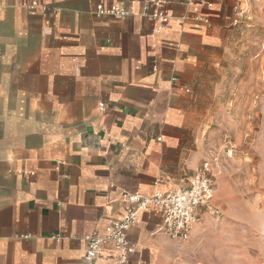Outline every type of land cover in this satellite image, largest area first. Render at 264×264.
Here are the masks:
<instances>
[{"label": "crops", "instance_id": "crops-1", "mask_svg": "<svg viewBox=\"0 0 264 264\" xmlns=\"http://www.w3.org/2000/svg\"><path fill=\"white\" fill-rule=\"evenodd\" d=\"M212 4L167 0L155 20L154 0H0V264H87L88 237L124 215V191L188 185L207 158L212 79L243 15V0ZM199 212L182 242L143 211L124 264H212L218 229ZM95 264H120L111 242Z\"/></svg>", "mask_w": 264, "mask_h": 264}, {"label": "rangeland", "instance_id": "rangeland-1", "mask_svg": "<svg viewBox=\"0 0 264 264\" xmlns=\"http://www.w3.org/2000/svg\"><path fill=\"white\" fill-rule=\"evenodd\" d=\"M203 116L215 171L212 264H264V0H243Z\"/></svg>", "mask_w": 264, "mask_h": 264}, {"label": "built area", "instance_id": "built-area-1", "mask_svg": "<svg viewBox=\"0 0 264 264\" xmlns=\"http://www.w3.org/2000/svg\"><path fill=\"white\" fill-rule=\"evenodd\" d=\"M212 7L213 0H186L188 5L196 2ZM167 0H154L156 11L150 17L155 20H163L165 13L163 8ZM39 5L33 1L30 5L35 8ZM44 10H52L43 5ZM97 11L100 14L111 17H126L130 11L123 6L112 5L104 7L98 5ZM241 14L244 9H239ZM209 23V19L205 18ZM238 23V18L234 20ZM216 175L210 161L205 160L203 164L190 176L188 185L180 190H157L153 194H144L139 191H124L122 193L126 207L124 215L112 221L111 229L101 234L94 232L87 239V249L84 256L87 264H95L100 256L103 246L111 242L114 252L117 255L118 263L124 264L129 256L135 251V244L129 238V229L138 222L143 211H151L162 217L161 231L169 234L179 241H187L195 224L200 217V208L204 207L211 212V205L216 193ZM212 213V212H211Z\"/></svg>", "mask_w": 264, "mask_h": 264}]
</instances>
